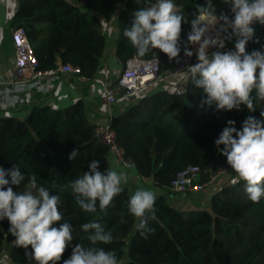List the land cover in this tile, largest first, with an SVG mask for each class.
Masks as SVG:
<instances>
[{"label":"trees","instance_id":"1","mask_svg":"<svg viewBox=\"0 0 264 264\" xmlns=\"http://www.w3.org/2000/svg\"><path fill=\"white\" fill-rule=\"evenodd\" d=\"M117 1L19 0L10 25L25 31L40 71L52 70L61 62L79 67L83 78L93 80L102 69L107 47L103 22L113 19ZM173 2L191 20L196 3L204 4L205 0ZM213 3L218 11L227 8L223 0ZM143 6V0L139 5L135 0H124L118 15L116 54L123 64L135 57L153 59L151 53L140 57L123 35L124 29L131 26L133 12ZM182 29V41L187 43L190 22L184 23ZM187 47L192 50L191 44ZM262 47L264 31L249 42L248 52ZM183 53L182 50L181 56ZM158 56L159 75L164 77L177 62L162 52ZM202 97V89L192 84L189 72L183 92H171L160 85L111 119L119 147L142 178L169 189L179 172L198 166L203 171L201 181L209 182L227 164L215 145L227 121L234 120L240 129L247 116L261 119L260 111H264L261 100L254 101L253 113L243 105L242 110L230 112L217 111L214 105L202 108ZM46 98L36 94L25 119L11 113L0 115V167H20L26 179L18 191L25 190L27 177L34 174L37 187L60 195L64 221L74 228L73 245L63 259L70 257L77 243L90 246L81 225L96 221L114 237L111 244L99 246L114 249L119 264H264V199L252 202L243 181L223 186L213 194L210 207L202 210H179L164 196L158 197L155 219L150 222L155 233L147 239L137 229L138 220L128 212L131 195L126 187L115 197L107 215L98 204L95 213L81 209L75 203L71 183L90 170L92 160L100 162L101 171L107 170L111 152L95 137L96 125L89 119L84 99L64 109H54L46 104ZM74 149L79 154L72 161L68 157ZM9 227L7 219L0 221V257L9 246L8 261L3 264H35L28 260L23 247L16 246Z\"/></svg>","mask_w":264,"mask_h":264},{"label":"clouds","instance_id":"2","mask_svg":"<svg viewBox=\"0 0 264 264\" xmlns=\"http://www.w3.org/2000/svg\"><path fill=\"white\" fill-rule=\"evenodd\" d=\"M135 2L139 5L142 0ZM223 3L227 8L220 11L213 0L196 3L189 20L173 0H143L144 6L133 12L131 26L124 29L123 35L140 57L151 53L158 60V52H162L170 61L179 63L182 50L186 57L195 55L197 63L189 65V69L192 84L202 89V108L214 105L217 111L230 112L242 110L243 105L253 113L254 101H264V47L249 53L247 45L255 37L254 26L264 25V0H223ZM189 22L191 31L184 43L182 25ZM233 40L234 49H226L225 42ZM187 44L193 45L195 52ZM260 117L247 116L240 129L234 120H228L215 140L218 152L238 177L234 183L243 181L244 191L254 203L264 199V111H260ZM78 154V149H74L69 160L75 161ZM88 167L89 171L71 183L75 203L90 213L97 211L98 204L99 210L107 215L115 197L124 191L127 177L111 168L101 171L98 160L90 161ZM25 179L18 165L8 170L0 167V221L7 219L8 232L15 237L16 246L26 250L29 261L119 264L114 249L99 246L111 244L114 237L96 221L81 225L90 246L77 243L72 246L70 257L63 259L73 245L74 228L64 221L61 197L50 194L43 186L37 187L34 174L27 177L25 190L18 191ZM156 199L154 191L138 189L128 201V212L138 220L137 229L145 239L155 233L150 222L155 219ZM29 247L31 251H27Z\"/></svg>","mask_w":264,"mask_h":264},{"label":"built area","instance_id":"3","mask_svg":"<svg viewBox=\"0 0 264 264\" xmlns=\"http://www.w3.org/2000/svg\"><path fill=\"white\" fill-rule=\"evenodd\" d=\"M257 36L264 31V25L256 24ZM213 35H215L213 33ZM11 40L14 50V71L11 78L0 83V115L9 114L20 109L34 100L36 94L48 96L53 93L64 76L82 77L79 67L72 64L58 63L57 67L49 71H40L39 62L23 29H11ZM226 49H234V40L226 41ZM192 51L195 47L191 45ZM249 43L247 45V51ZM225 49V50H226ZM215 49H210L213 51ZM197 63V58L186 57L184 53L180 62L175 65L164 77H160L159 62L157 59H129L124 67L117 71L115 81L102 83V100L106 105H112L119 99H124L128 105L144 95L156 90L163 83L185 85L190 72L189 65ZM186 78V79H185ZM95 137L109 148L117 160L126 169L134 167L132 161L126 158L117 142V135L110 125L98 124L94 129ZM233 171L227 164L215 172L209 182H202V169L190 166L179 172L173 181L170 190L174 193L192 195L202 193L218 178ZM208 171H204L207 173ZM7 263V261H3Z\"/></svg>","mask_w":264,"mask_h":264},{"label":"crops","instance_id":"4","mask_svg":"<svg viewBox=\"0 0 264 264\" xmlns=\"http://www.w3.org/2000/svg\"><path fill=\"white\" fill-rule=\"evenodd\" d=\"M19 0H0V83L9 80L14 71V50L11 40L10 21L18 9ZM124 4V0H118L113 19L103 22V30L107 35V47L102 69L93 80L83 77L64 76L57 85L56 90L45 99L54 109H64L75 103L78 99H84L87 104V113L92 124L110 125L111 119L122 113L129 105L124 99H119L112 105L104 104L102 100V83L115 81L117 71L124 67L116 54V41L118 39L117 18ZM60 63V62H59ZM30 104V103H29ZM29 104L20 109L11 111L15 117L25 119L30 113ZM108 168L124 174L127 177V184L123 187L129 189L132 195L138 189L152 190L157 198L164 196L168 203L179 210H202L210 207L213 194L220 191L226 184H234L238 180L234 171L209 185L202 193L192 195H181L169 189H162L156 186L152 179L142 178L136 168L126 169L117 160L114 154L110 153ZM3 261H8L7 257ZM3 264V262L1 263Z\"/></svg>","mask_w":264,"mask_h":264},{"label":"rangeland","instance_id":"5","mask_svg":"<svg viewBox=\"0 0 264 264\" xmlns=\"http://www.w3.org/2000/svg\"><path fill=\"white\" fill-rule=\"evenodd\" d=\"M189 75V74H188ZM187 75V77H188ZM186 79V78H185ZM182 82H179V84H171V83H163L161 84V87L163 88H167L168 90H170L171 92H183L184 91V84H181ZM226 176V175H225ZM9 251V246L8 248H6V250L2 253L1 257H0V264L2 263V260L5 259L7 257Z\"/></svg>","mask_w":264,"mask_h":264}]
</instances>
